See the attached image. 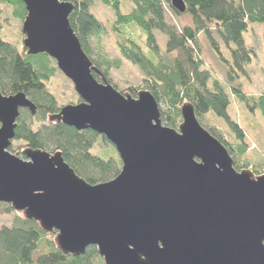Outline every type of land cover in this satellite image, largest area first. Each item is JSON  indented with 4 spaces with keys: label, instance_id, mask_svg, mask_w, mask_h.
I'll return each instance as SVG.
<instances>
[{
    "label": "water",
    "instance_id": "obj_1",
    "mask_svg": "<svg viewBox=\"0 0 264 264\" xmlns=\"http://www.w3.org/2000/svg\"><path fill=\"white\" fill-rule=\"evenodd\" d=\"M16 1L26 12V55L51 58L80 99L48 121L102 136L121 168L113 180L90 185L60 152L12 154L20 111L33 117L36 107L24 94L0 93V203L55 234L63 254L95 247L103 264H264V175L237 172L191 103H183L173 130L150 92L131 97L109 84L70 26L71 3ZM170 5L185 13L183 0Z\"/></svg>",
    "mask_w": 264,
    "mask_h": 264
},
{
    "label": "trees",
    "instance_id": "obj_2",
    "mask_svg": "<svg viewBox=\"0 0 264 264\" xmlns=\"http://www.w3.org/2000/svg\"><path fill=\"white\" fill-rule=\"evenodd\" d=\"M60 1L73 5L68 18L70 26L83 52L109 84V69H118L120 62L110 61L99 54L97 60L91 58V40L95 38L98 46L107 32L113 36L120 56L142 73L141 88L150 92L156 102L166 105L165 111H160L165 127L177 130L181 106L185 102L191 103L197 118L211 113L224 119L234 135V148L214 129L202 127L225 147L231 157H244L248 147L243 131L227 114L229 96L217 84L213 90L208 88L209 73L201 71L202 62L194 54L199 35L210 36L211 28H214L227 47L234 46L233 64L243 73L251 54L244 47L243 33L250 24H260L264 37V0H183L184 14L176 13L170 0H129L133 8L127 14L121 13L119 0ZM97 2L113 10L114 20L109 27L90 13ZM1 5L11 6L14 17L19 16L21 21L26 12L21 2L0 0V93L4 96L24 94L36 107L33 117L26 110L20 111L14 139L20 144L17 148L60 152L64 162L90 185L113 180L120 172L121 162L105 138L90 130L77 131L62 123L48 121L49 116L59 112L56 97L48 91L57 71L55 64L46 54L27 56L22 45L19 51L16 45L4 40ZM167 11L176 17L189 16L192 26L176 29L168 24ZM155 31L166 36L162 54L159 53ZM210 42L215 46L212 39ZM172 53L177 54L176 58L170 57ZM93 76L100 81L99 77ZM229 79L234 78L229 75ZM112 86L118 90L116 85ZM232 91L233 96L248 105L251 111L258 109L264 118V94L248 96L239 87H233ZM119 92L136 97L139 89L124 87ZM79 101L78 98L77 103ZM97 143L101 150L93 154L91 150ZM107 147L109 151L104 150ZM253 167L256 170V166ZM234 168L237 171L248 169V164L240 167L235 163ZM253 173L259 175L256 171ZM6 206L7 212H14L9 205ZM16 214L19 217L16 216L12 226L0 227V264H103L95 247H89L80 256L63 254L56 245L55 234L44 232L37 222L27 220L21 213Z\"/></svg>",
    "mask_w": 264,
    "mask_h": 264
},
{
    "label": "rangeland",
    "instance_id": "obj_3",
    "mask_svg": "<svg viewBox=\"0 0 264 264\" xmlns=\"http://www.w3.org/2000/svg\"><path fill=\"white\" fill-rule=\"evenodd\" d=\"M119 1L121 13L127 14L132 10L133 5L129 0ZM1 8L3 10V30L1 35L4 36V40L11 44L13 43L18 50L21 51V45L23 46L24 40V36L21 39L23 21L20 20L19 16L14 17V9L11 6L1 5ZM90 13L106 27H109L114 20L113 10L98 2L90 9ZM166 19L168 24L174 26L178 30L184 26H192L189 16L176 17L167 11ZM211 33L210 36L205 34L199 35L194 56L199 62H202L201 71H207L209 73L208 88L213 90L214 84H217L229 96L227 114L231 121L237 124L244 133V141L248 148L243 158L238 159L237 157H231L234 161V167L235 163L240 167H243L247 163L248 169L243 168L241 170H249L252 173L256 171L259 175H254L255 177L264 175V118L258 109L253 108V111H251L248 105L242 103L233 96L232 91L233 87H239L241 92L248 96H259L264 94L263 27L260 24H250L247 31L243 33L244 47L251 52L250 62L243 67V73L238 71L233 64L232 50H234V46L231 45L227 47L218 34H216L214 28H211ZM155 35L159 53L162 54L165 49L166 36L159 31H155ZM210 39L214 41L215 46L210 42ZM114 42V38L109 32L103 36V40L98 46L96 39H92L91 44L93 51L91 53V58L97 60L99 54L110 61L120 62V67L118 69H109L110 82L112 85L118 87V91L124 87H134L139 89V91H146L141 88L142 80L144 79L142 73L138 68L120 56ZM176 56V53L170 55L172 58H176ZM231 69H233V71H231ZM229 75L233 76L234 79L230 80ZM48 91L56 97L57 107L59 109L80 102L77 103L78 96L74 91L72 83L58 70L55 72L54 77L48 85ZM157 104L159 111H165L166 105L162 102H157ZM198 121H200L199 123L201 126L214 129V132H216L218 136L234 148V135L224 119L217 118L213 114L207 113L201 115ZM181 123L182 121L180 118L178 126ZM19 146L20 144L13 140L9 151L11 152V150H13V153L11 152L12 154L20 156L19 154L23 149H18L17 147ZM97 146L98 143L94 146L95 148L91 150V153L95 154L100 152L101 148ZM104 150L109 151L108 147ZM252 165L256 166V170ZM7 207L6 205H0V227L12 226L16 216L19 217L18 214L14 212H7Z\"/></svg>",
    "mask_w": 264,
    "mask_h": 264
},
{
    "label": "flooded vegetation",
    "instance_id": "obj_4",
    "mask_svg": "<svg viewBox=\"0 0 264 264\" xmlns=\"http://www.w3.org/2000/svg\"><path fill=\"white\" fill-rule=\"evenodd\" d=\"M20 155V154H19Z\"/></svg>",
    "mask_w": 264,
    "mask_h": 264
}]
</instances>
